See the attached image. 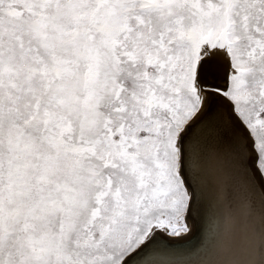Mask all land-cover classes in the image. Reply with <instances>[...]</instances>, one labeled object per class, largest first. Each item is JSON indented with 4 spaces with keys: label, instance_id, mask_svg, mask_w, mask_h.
<instances>
[{
    "label": "snow or ice",
    "instance_id": "obj_1",
    "mask_svg": "<svg viewBox=\"0 0 264 264\" xmlns=\"http://www.w3.org/2000/svg\"><path fill=\"white\" fill-rule=\"evenodd\" d=\"M193 157L210 264H264V0H0V264H133L189 231Z\"/></svg>",
    "mask_w": 264,
    "mask_h": 264
},
{
    "label": "bare ground",
    "instance_id": "obj_2",
    "mask_svg": "<svg viewBox=\"0 0 264 264\" xmlns=\"http://www.w3.org/2000/svg\"><path fill=\"white\" fill-rule=\"evenodd\" d=\"M216 82L214 85L209 81ZM224 80L223 68L211 65L204 82L208 87H216ZM209 127L205 131V148L216 141L215 133L219 131L225 140L235 136L238 129L230 123V114L223 98L209 97ZM189 177L192 185V200L186 223L189 231L180 237H173L157 230L155 238L148 247L136 257L133 264H210L215 258L213 239L221 223L223 206L218 198V176L212 165H201L193 157L189 162ZM203 236L192 245L184 242L199 228Z\"/></svg>",
    "mask_w": 264,
    "mask_h": 264
},
{
    "label": "water",
    "instance_id": "obj_3",
    "mask_svg": "<svg viewBox=\"0 0 264 264\" xmlns=\"http://www.w3.org/2000/svg\"><path fill=\"white\" fill-rule=\"evenodd\" d=\"M210 83H213L216 85L214 81H209ZM204 230L202 227H199L191 236L188 238L185 242L184 245H192L196 243L202 236H203Z\"/></svg>",
    "mask_w": 264,
    "mask_h": 264
}]
</instances>
